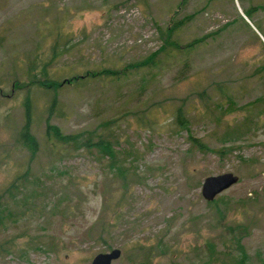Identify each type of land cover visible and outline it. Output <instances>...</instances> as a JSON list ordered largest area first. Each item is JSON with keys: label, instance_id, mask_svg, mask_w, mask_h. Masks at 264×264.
Listing matches in <instances>:
<instances>
[{"label": "rangeland", "instance_id": "1", "mask_svg": "<svg viewBox=\"0 0 264 264\" xmlns=\"http://www.w3.org/2000/svg\"><path fill=\"white\" fill-rule=\"evenodd\" d=\"M178 20L181 46L204 42L142 66ZM43 64L56 90L27 72ZM27 98L34 149L19 137ZM224 173L238 182L206 202L203 180ZM0 245V264H90L112 249V264H236L240 247L263 264L264 0H0Z\"/></svg>", "mask_w": 264, "mask_h": 264}, {"label": "trees", "instance_id": "2", "mask_svg": "<svg viewBox=\"0 0 264 264\" xmlns=\"http://www.w3.org/2000/svg\"><path fill=\"white\" fill-rule=\"evenodd\" d=\"M183 1H185V0H183ZM248 15H247V17H249ZM183 25H184L183 20H178L172 26H171V24H170V26H167V29L164 30L163 32L161 31V34H165V36H166L165 37V45L158 52H156L154 55H152V57H150V59L146 62V64H141V65L142 66L146 65V67H149V68L162 66V64L164 62H166L168 59L174 61L178 56L177 52L189 53L194 48L198 47L201 43L204 42V39L194 40V41H192V42H190L184 46H181L180 43L175 39V36L177 35L178 30ZM57 48H58V46L56 44H54L52 49H51L53 57L56 54ZM173 51L175 53H173ZM160 53H164L163 58H161L159 56ZM60 54H62V51L60 52ZM46 66H47L46 64H43L40 71H38L34 65L29 66L28 70H27L29 75H32L31 79L35 80V83H34L35 86L38 89H42L44 92H48V91L53 90V89L56 90L58 88V84L55 81H52L48 77V73L46 72ZM38 73H39V76L41 77V79L36 80ZM97 74L98 73H94L91 76L94 77ZM75 81H77V78L68 79L66 82L68 84H70V83H75ZM204 92L205 91L199 92L198 96L200 98L204 97L206 95V94H204ZM225 98H228V96H225ZM54 103H55V99L52 102V106L54 105ZM224 106L228 107V104H223V102L221 100L219 103L216 104L215 109H214L215 111H219L221 113L222 117L224 116V113L227 112L226 110H224ZM51 110H52V108L50 109V111ZM183 112H184V106H180V107L176 108V114L174 117V124L176 126H178L179 128L187 127L189 124V118L185 114V112L184 113ZM31 113L32 112H31L30 100H29V98H27L24 102V124L19 131V137H20L21 141L24 142V144H26L27 146H31L34 149V148H36L37 144L35 142L34 137L31 134L32 133L31 132V127H32ZM49 113H51V112H49ZM218 119L220 121V118H218ZM47 128H48V130H51V132H52L50 135L51 136L50 138H53L54 140H57L59 142L65 143L67 141L76 139V137H72V136H63L57 127L48 126ZM224 128L228 133H225V136L222 139V141H223V143H227V142H230L229 140L231 139L230 130L232 128V124L229 122H224ZM48 130H47V133H49ZM192 142H193V145L196 146L197 148H201V149L205 148V146L200 142V140H198L196 138H192ZM83 146H85L86 148L95 147L102 154L106 155L109 159H112L113 161L115 159V155L113 154L114 153L113 147L108 142H106V140H104L102 138H99L97 140V142H95V143H92V138H88V140L84 142ZM224 151L227 152L228 150L225 148ZM113 161H112L110 167L116 168V171L120 175H123L124 172L120 168H118L116 166L115 162H113ZM8 191H10V189H8ZM213 201H215V200H213ZM207 246L209 249L210 248L214 249L213 245L207 244ZM5 250H6V246L0 245V252H3ZM239 250L241 253V257H240V259H238L236 261L237 262L236 264H246L245 263L246 258H245V254H244L242 248L240 247ZM215 258H216L215 259L216 264H228L224 259H220L217 257H215Z\"/></svg>", "mask_w": 264, "mask_h": 264}, {"label": "water", "instance_id": "3", "mask_svg": "<svg viewBox=\"0 0 264 264\" xmlns=\"http://www.w3.org/2000/svg\"><path fill=\"white\" fill-rule=\"evenodd\" d=\"M238 180V176L233 173L206 177L201 187L202 198L206 202H212L218 195L234 186ZM120 255V250L112 249L110 252L97 254L90 264H112Z\"/></svg>", "mask_w": 264, "mask_h": 264}]
</instances>
